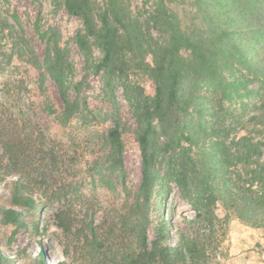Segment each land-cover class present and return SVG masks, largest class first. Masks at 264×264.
Masks as SVG:
<instances>
[{
	"label": "trees",
	"instance_id": "obj_1",
	"mask_svg": "<svg viewBox=\"0 0 264 264\" xmlns=\"http://www.w3.org/2000/svg\"><path fill=\"white\" fill-rule=\"evenodd\" d=\"M61 4L82 22L75 43L89 71L102 74L113 101L112 126L105 135L107 166L125 176L123 134L130 126L122 120L112 91L119 79L137 123L142 178L138 192H128L116 213L102 222H96L91 210L83 220L71 204L60 209L58 226L84 242L72 262L56 264H222L230 255L233 219L264 232V0H143L136 7L131 0ZM60 40L57 32L50 36L45 68L63 109L58 113L49 104L48 111L62 124L85 113L96 117L81 96L88 75L77 80L69 50ZM142 75L153 81L154 94L140 81ZM203 82L225 90L260 83L261 104L240 116V134L231 136L227 117L204 92ZM161 159L195 212L178 230L176 243L163 217L155 237L149 235ZM5 195L0 192V198ZM8 196L9 203L0 200L3 225L25 228L26 212L43 207L22 175L12 181ZM104 253L113 255V263L99 260ZM26 263L47 264L42 252ZM0 264L24 263L0 248Z\"/></svg>",
	"mask_w": 264,
	"mask_h": 264
},
{
	"label": "rangeland",
	"instance_id": "obj_2",
	"mask_svg": "<svg viewBox=\"0 0 264 264\" xmlns=\"http://www.w3.org/2000/svg\"><path fill=\"white\" fill-rule=\"evenodd\" d=\"M97 1L102 4L104 0ZM131 1L134 7L143 3ZM81 28L80 19L67 11L61 0H0V192L6 194L0 200L9 203L12 181L22 175L43 202L41 210L26 212L25 228L0 223L1 250L24 264L38 252L43 253L47 264L72 262L84 238L66 235L57 224L56 213L71 204L79 219L86 220L84 216L91 210L96 222H102L107 214L116 213L128 192L134 196L141 183L137 123L119 79L112 91L122 120L130 126L123 134L125 176L107 166L109 147L105 135L112 126L114 105L102 74L89 71L86 58L75 43V34ZM53 32L68 48L77 80L88 75L81 96L87 99L96 117L85 113L62 124L57 114L48 111L49 104L58 113L63 109L58 87L45 68ZM140 81L149 94H154V83L148 76L142 75ZM202 85L204 92L218 103L220 114L227 117L226 126L232 137L242 132L240 116L262 101L259 82L247 87L234 84L226 90L219 84ZM159 172L149 235L155 237L156 223L163 217L176 243L178 230L184 229L185 220L194 218L195 212L183 198L164 159L159 163ZM228 245L230 255L221 260L222 264H264L262 229L233 219ZM99 258L103 262L114 260L110 253Z\"/></svg>",
	"mask_w": 264,
	"mask_h": 264
}]
</instances>
